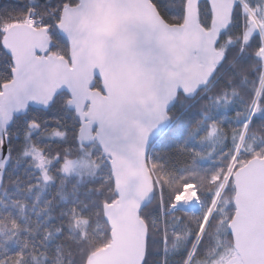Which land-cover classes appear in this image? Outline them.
Instances as JSON below:
<instances>
[{"label": "snow or ice", "instance_id": "snow-or-ice-1", "mask_svg": "<svg viewBox=\"0 0 264 264\" xmlns=\"http://www.w3.org/2000/svg\"><path fill=\"white\" fill-rule=\"evenodd\" d=\"M0 264H264V0H0Z\"/></svg>", "mask_w": 264, "mask_h": 264}]
</instances>
